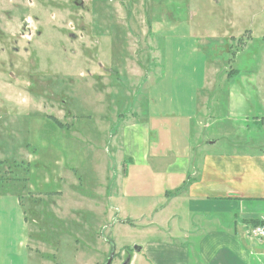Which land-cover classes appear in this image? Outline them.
I'll return each mask as SVG.
<instances>
[{
    "label": "rangeland",
    "instance_id": "1",
    "mask_svg": "<svg viewBox=\"0 0 264 264\" xmlns=\"http://www.w3.org/2000/svg\"><path fill=\"white\" fill-rule=\"evenodd\" d=\"M207 66L264 97V0H0V264H104L112 252L111 264H158L136 245L166 241L147 226L173 213L153 215L168 196L126 155L125 135L160 110L189 111ZM230 87H213L219 115ZM239 122L226 125L239 144H219L259 147L264 131ZM191 143L171 151L189 159ZM187 201L170 207L172 238L185 240Z\"/></svg>",
    "mask_w": 264,
    "mask_h": 264
},
{
    "label": "crops",
    "instance_id": "2",
    "mask_svg": "<svg viewBox=\"0 0 264 264\" xmlns=\"http://www.w3.org/2000/svg\"><path fill=\"white\" fill-rule=\"evenodd\" d=\"M233 70L226 69L224 74L216 76L213 68L207 66L205 76L195 85V96L185 102L193 104L189 106L190 110L179 106L180 112H187L167 117L176 120L168 122L166 112L160 110L159 116L153 115L128 127L125 139L131 149H127L126 155H131L130 160L136 167L150 168L147 174L161 188L158 192L168 196L166 203L160 209L156 208L153 215L156 211L157 216L172 212L175 218L177 213L171 211L170 207L177 201L188 200L187 214L191 216L186 219L180 215L177 219L181 227L184 225L180 232L185 240L171 237L172 228L176 227L171 222L173 218L162 217L160 222L154 216L147 227L153 233L159 231L157 234H167L168 239L156 243L155 248L149 245L150 242L142 247L136 245L141 248L138 251L145 249L148 258L158 264H188L189 249L186 243L195 249V264H264V237L253 233V228L264 225V142L260 139L259 147L253 145L248 150L232 147L231 144L239 143H233L228 134L231 128L226 126L230 120L238 118V124L246 127L247 131H264V97L240 94L238 89L244 83V76L234 81L231 78L235 73ZM225 84L231 86L229 112L219 115L216 104L220 98L213 87L221 89ZM156 102L161 109H165V105L167 107V102L162 98H156ZM166 127L167 137L164 133ZM210 128L214 131L212 134L206 131ZM189 135L190 142L187 140ZM194 136L195 145L190 151L194 155L188 156L189 159L180 157L179 151H171L176 148L189 151ZM162 138L166 139L165 143ZM220 139H228L227 143L231 144L223 146L224 143L219 144ZM167 152L173 161L169 164L163 161ZM19 203L20 200H17L16 204ZM164 222L170 224L167 230L161 226ZM184 222L191 224L193 229L190 231Z\"/></svg>",
    "mask_w": 264,
    "mask_h": 264
},
{
    "label": "water",
    "instance_id": "3",
    "mask_svg": "<svg viewBox=\"0 0 264 264\" xmlns=\"http://www.w3.org/2000/svg\"><path fill=\"white\" fill-rule=\"evenodd\" d=\"M75 4L79 5V6H83V0H75ZM136 248L139 250L141 249L140 247L136 246ZM114 257V253L112 252V254L108 257L107 261L104 264H111L112 260ZM131 255H128L127 259L124 261L123 264H130L131 263Z\"/></svg>",
    "mask_w": 264,
    "mask_h": 264
},
{
    "label": "built area",
    "instance_id": "4",
    "mask_svg": "<svg viewBox=\"0 0 264 264\" xmlns=\"http://www.w3.org/2000/svg\"><path fill=\"white\" fill-rule=\"evenodd\" d=\"M253 233L258 237H264V225H259L253 228Z\"/></svg>",
    "mask_w": 264,
    "mask_h": 264
},
{
    "label": "trees",
    "instance_id": "5",
    "mask_svg": "<svg viewBox=\"0 0 264 264\" xmlns=\"http://www.w3.org/2000/svg\"><path fill=\"white\" fill-rule=\"evenodd\" d=\"M234 71V70H233ZM2 162V160H0V163ZM252 221V223H258V221H256V220H251Z\"/></svg>",
    "mask_w": 264,
    "mask_h": 264
}]
</instances>
